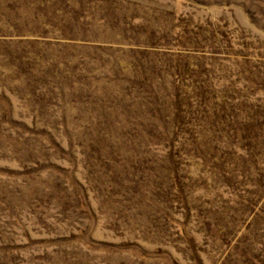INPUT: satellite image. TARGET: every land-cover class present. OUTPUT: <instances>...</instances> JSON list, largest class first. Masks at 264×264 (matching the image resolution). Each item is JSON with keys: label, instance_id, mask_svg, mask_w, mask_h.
I'll use <instances>...</instances> for the list:
<instances>
[{"label": "rangeland", "instance_id": "obj_1", "mask_svg": "<svg viewBox=\"0 0 264 264\" xmlns=\"http://www.w3.org/2000/svg\"><path fill=\"white\" fill-rule=\"evenodd\" d=\"M0 264H264V0H0Z\"/></svg>", "mask_w": 264, "mask_h": 264}]
</instances>
